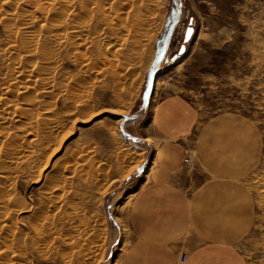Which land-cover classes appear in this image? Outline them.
<instances>
[{
	"label": "rangeland",
	"instance_id": "obj_1",
	"mask_svg": "<svg viewBox=\"0 0 264 264\" xmlns=\"http://www.w3.org/2000/svg\"><path fill=\"white\" fill-rule=\"evenodd\" d=\"M71 1V15L82 16L79 12L82 0ZM156 3L160 9L153 15L155 21L151 29L155 36L149 48V62L147 64L143 58L141 64L133 69L126 66L119 71L126 80H122L118 88L110 72L107 73L108 69L102 68L105 66L98 64L97 70L95 68L86 75L87 48L76 49L78 54L69 48L60 51V62L52 70V76L58 79H54L56 83H67V80L74 79L87 90L85 92H89L87 96L93 102L92 113L89 114L92 118L87 122L86 114L83 117L77 113L65 120L51 147L38 157V167L48 160L47 169L40 172L25 170L13 182V195L18 205L20 203L22 206L15 205L12 208L14 213L5 223L11 229L16 228L15 238L18 237L19 244L14 246L13 251L25 253L27 264H61L50 255L52 249L64 250L59 242H51L50 249L43 252L41 257L32 252L34 236L30 225L36 223L35 218L42 211L39 202L49 181L45 175L52 165L70 163L80 155L87 156L89 187L87 203H79L78 208L83 211L87 222L92 224L91 227H99L93 226L91 249L94 246V250H91L89 259L93 262L87 263H120L121 255L131 241L129 218L134 196L145 186L164 179L154 176L161 168V160L158 161L156 157L160 158L158 149L162 141L152 128L150 116L153 105L161 97L172 93L184 97L199 114L193 134L186 139L188 143L193 141L194 145L208 124L219 119L229 127L227 135L232 134L230 129L251 127L253 137L258 138L259 163L243 180L254 201L255 217L246 237L230 253L232 259L239 260L240 264H264V0H157ZM19 7L21 11L28 10L24 3L20 2ZM35 16L38 18V14ZM21 18L16 22L10 21L15 22L17 33L22 32L19 25L24 20ZM2 19L0 16V50L5 49V44L9 42L4 27L9 21ZM190 21L193 34L189 42L184 43ZM15 40L18 47L19 38ZM182 45L185 47L184 53L172 60ZM80 52L85 53L84 56ZM8 76L5 63L0 58V90L9 83ZM20 84L19 80L14 87ZM14 93H11V97L21 104L23 95L16 97ZM64 93L47 99L55 111L62 114L68 113L69 109L67 104L64 106L67 98ZM65 107L68 108L66 111ZM16 125L13 123L11 126ZM184 158L190 161L188 172H179L178 177L174 178L185 181L180 185L186 189L185 195L190 197L204 176L194 149L186 152ZM55 171H58V167ZM52 212L51 209L45 211L46 214ZM57 228L54 226L58 233L64 230ZM1 233L0 237L6 235ZM4 236L0 239L4 240ZM51 236L53 234L48 238ZM21 241L26 244H20ZM94 243H98V246ZM2 245L0 249H3ZM5 245L11 249L8 243Z\"/></svg>",
	"mask_w": 264,
	"mask_h": 264
},
{
	"label": "bare ground",
	"instance_id": "obj_2",
	"mask_svg": "<svg viewBox=\"0 0 264 264\" xmlns=\"http://www.w3.org/2000/svg\"><path fill=\"white\" fill-rule=\"evenodd\" d=\"M156 1L82 0L79 1V12L82 16L77 17L71 15L73 9L71 0H44L43 2L0 0V16L2 20L9 21L4 24L9 42L5 44V49L0 50V58L4 61L9 73V83L0 90V234H2L1 231L6 234L3 235L4 240L0 239V244H3V249H0V264H27L28 262L25 253L13 251L14 246L19 244L18 237L15 238L16 228L11 229L5 223L14 213L13 207L18 205L13 195V182L17 175L25 170L40 172L47 169L48 160L38 167V157L51 147L56 133L64 126L65 120L77 113L82 114L83 117L86 114L87 122L92 118L89 115L92 113L91 97L89 99L87 96L89 92H85L87 90L80 87L74 79L67 80V83H56L55 80L58 79L52 76V70L60 62V51L69 48L77 53L76 49L84 47L83 49L86 50L87 48L86 75L91 74L95 68L97 70L98 64L105 66L101 67L108 69L107 73L110 72L112 79L116 82L117 87H115L118 88L119 83L126 80L125 75L119 71L126 66L133 69L141 64L143 58L146 59V63L149 62L148 58L151 56L148 54L149 48L155 36L151 27L152 22L155 21L153 15L160 9ZM18 2L24 3L28 10L21 11ZM37 14L38 18L35 16ZM20 17L24 22L19 25L22 32L17 33L15 22ZM12 20L15 22L10 23ZM16 38H19L18 47ZM19 80L21 84L14 87ZM12 92H15L16 97L23 95L20 99L21 104L16 98L11 97ZM62 92H65L67 96L64 106L67 104L69 108L65 107L68 113L64 114L58 113L60 112L58 110L56 112L52 104L48 103L50 100H47ZM27 93L29 95H25ZM79 93L81 95H77ZM18 105L26 107L21 108ZM13 123L17 125L11 126ZM3 128L5 130H1ZM57 167L58 171L53 172ZM45 177L49 181L39 202V208L42 211L35 218L36 223L33 226L30 225L34 236L31 242L32 252L41 257L43 252L50 249L51 242L56 241L64 250L52 249L50 255H53L54 260H59L61 264H88L87 262L91 259L94 225L91 227L92 224L87 222L83 211L78 208L79 203H87L89 187L87 156H77L70 163L60 166L53 164ZM48 209L53 212L46 214L45 211ZM54 226L64 230L58 233ZM51 234L53 236L48 238ZM15 241L17 244L14 243ZM22 241L20 244H26ZM94 241L98 240L94 239ZM5 243H8L12 250Z\"/></svg>",
	"mask_w": 264,
	"mask_h": 264
},
{
	"label": "crops",
	"instance_id": "obj_3",
	"mask_svg": "<svg viewBox=\"0 0 264 264\" xmlns=\"http://www.w3.org/2000/svg\"><path fill=\"white\" fill-rule=\"evenodd\" d=\"M198 118L196 108L175 93L153 105L150 122L162 141L156 157L161 168L154 176L164 179L134 196L131 241L119 264H240L230 252L253 225L255 205L243 180L259 163L260 142L251 127L233 128L227 135L229 127L219 119L193 145L186 139ZM191 149L204 180L187 197L180 185L185 181L174 177L188 172L183 160Z\"/></svg>",
	"mask_w": 264,
	"mask_h": 264
},
{
	"label": "water",
	"instance_id": "obj_4",
	"mask_svg": "<svg viewBox=\"0 0 264 264\" xmlns=\"http://www.w3.org/2000/svg\"><path fill=\"white\" fill-rule=\"evenodd\" d=\"M189 29H191V35H189ZM193 34V28L191 27V21L189 23V26L186 28V31H185V35H184V43H187L189 42V40L191 39V36ZM185 51V47L184 45H182L178 51V53L174 56V58L172 60H175L177 59L180 55H182Z\"/></svg>",
	"mask_w": 264,
	"mask_h": 264
},
{
	"label": "built area",
	"instance_id": "obj_5",
	"mask_svg": "<svg viewBox=\"0 0 264 264\" xmlns=\"http://www.w3.org/2000/svg\"><path fill=\"white\" fill-rule=\"evenodd\" d=\"M183 163H184L185 165H188V164H189V158H184ZM185 258H186V257H185L184 255H182V256L180 257V262L183 263V262L185 261Z\"/></svg>",
	"mask_w": 264,
	"mask_h": 264
},
{
	"label": "snow or ice",
	"instance_id": "obj_6",
	"mask_svg": "<svg viewBox=\"0 0 264 264\" xmlns=\"http://www.w3.org/2000/svg\"><path fill=\"white\" fill-rule=\"evenodd\" d=\"M188 34L191 35V29H189V33Z\"/></svg>",
	"mask_w": 264,
	"mask_h": 264
}]
</instances>
